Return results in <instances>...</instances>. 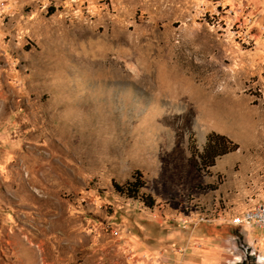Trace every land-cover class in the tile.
I'll list each match as a JSON object with an SVG mask.
<instances>
[{"label": "rangeland", "instance_id": "374dc122", "mask_svg": "<svg viewBox=\"0 0 264 264\" xmlns=\"http://www.w3.org/2000/svg\"><path fill=\"white\" fill-rule=\"evenodd\" d=\"M263 200L264 0H0V264H220Z\"/></svg>", "mask_w": 264, "mask_h": 264}, {"label": "trees", "instance_id": "16d2710c", "mask_svg": "<svg viewBox=\"0 0 264 264\" xmlns=\"http://www.w3.org/2000/svg\"><path fill=\"white\" fill-rule=\"evenodd\" d=\"M230 141L224 135L211 132L206 136V141L203 153L200 154V165L204 169H209L215 164V159L219 156L230 153L236 149L235 145H230ZM194 154H192L193 157ZM192 161V158H191ZM195 165L197 166L196 162ZM143 186V181L136 177L134 180L127 181L122 185H115V188L120 192H126L128 196L139 195L140 189ZM141 196V195H140ZM144 202L152 206L153 201L147 197H143Z\"/></svg>", "mask_w": 264, "mask_h": 264}, {"label": "built area", "instance_id": "2783aa9c", "mask_svg": "<svg viewBox=\"0 0 264 264\" xmlns=\"http://www.w3.org/2000/svg\"><path fill=\"white\" fill-rule=\"evenodd\" d=\"M211 214L212 215L210 217L205 214L206 217L202 216L200 221L210 223L217 217H221L222 222L240 227L244 230L259 228L264 231V200L237 213L231 211L229 212L227 209L220 210L215 207L212 209Z\"/></svg>", "mask_w": 264, "mask_h": 264}, {"label": "crops", "instance_id": "0c3cea01", "mask_svg": "<svg viewBox=\"0 0 264 264\" xmlns=\"http://www.w3.org/2000/svg\"><path fill=\"white\" fill-rule=\"evenodd\" d=\"M214 168V167H213ZM212 168V169H213ZM211 172H212V170H211ZM210 172V173H211ZM256 204V203H255ZM254 204V205H255ZM245 209V208H244ZM243 209H239V211H237V212H241ZM236 212V213H237ZM254 230H259V231H261L262 233H263V235H264V231L262 230V229H259V228H252V229H248V230H244V229H240V232H241V234H242V236H243V238H244V241L246 242V244H247V246H248V248L250 249V250H252V252L254 253V254H256L260 259H263L264 260V258L260 255V254H258V252H260L259 250H261L262 248H264V240H263V245L261 246L260 244H258L257 243V241H253L252 240V238L249 236V233L250 232H252V231H254ZM232 241H229V249H228V251H229V256L227 257V258H225V259H223L222 261H221V263L224 261V260H226V259H228V258H231V257H235V255H234V253H233V236H232ZM258 251V252H257ZM257 252V253H256ZM260 253H263V251L262 252H260ZM220 251H219V249L215 246V248L214 249H210L209 247H206V249H204V256H203V258H202V261L204 262V263H207V262H211V261H214V260H216V259H219L220 257ZM220 263V264H221Z\"/></svg>", "mask_w": 264, "mask_h": 264}, {"label": "flooded vegetation", "instance_id": "af4514ba", "mask_svg": "<svg viewBox=\"0 0 264 264\" xmlns=\"http://www.w3.org/2000/svg\"><path fill=\"white\" fill-rule=\"evenodd\" d=\"M233 245L235 257L228 258L221 264H264V260L248 248L240 230L233 232Z\"/></svg>", "mask_w": 264, "mask_h": 264}]
</instances>
